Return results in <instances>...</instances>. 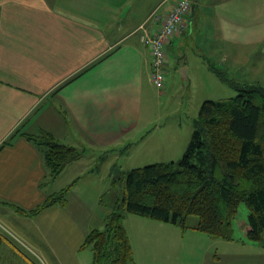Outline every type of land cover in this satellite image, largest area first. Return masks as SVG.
<instances>
[{
    "label": "crops",
    "instance_id": "crops-1",
    "mask_svg": "<svg viewBox=\"0 0 264 264\" xmlns=\"http://www.w3.org/2000/svg\"><path fill=\"white\" fill-rule=\"evenodd\" d=\"M168 1L0 0V230L8 237L1 244L0 264H92L91 252H85L89 249L80 248L93 230L80 222L87 211L94 213L78 199L84 188L74 187L75 207L67 200L34 217L16 211L32 210L57 191L45 187L57 178H47L40 150L24 136L46 132L81 150L68 167L85 160L87 165L97 162L94 171L88 169L97 177L111 167L119 168L120 175L127 172L122 159L128 162L133 151L146 153L147 141L157 131L146 125L155 91L152 57L139 41L138 28L155 12L147 24L149 33H155L175 0ZM197 7L198 0H192L187 26L167 49L186 35H201ZM246 29L249 47L264 45L263 27ZM241 30L236 25L226 32L220 24L212 34L239 49L243 43L234 38ZM183 62L189 74L190 66ZM180 151L136 165L173 161ZM123 225L132 264H264V247L236 232L227 241L132 215L124 217Z\"/></svg>",
    "mask_w": 264,
    "mask_h": 264
},
{
    "label": "trees",
    "instance_id": "trees-1",
    "mask_svg": "<svg viewBox=\"0 0 264 264\" xmlns=\"http://www.w3.org/2000/svg\"><path fill=\"white\" fill-rule=\"evenodd\" d=\"M210 69L237 94L201 104L180 159L123 172L122 193L107 205L103 228L91 230L81 244L90 250L92 264L133 263L123 225L126 215L231 241L232 219L244 204L249 213L238 227L248 243L264 247V89L238 85L212 65ZM24 137L40 150L50 181L82 156L81 150L58 142L50 133ZM69 189L48 194L32 210L15 209L34 217L55 205L64 206ZM190 217L196 218L195 224L188 223ZM4 239L8 237L0 230V259Z\"/></svg>",
    "mask_w": 264,
    "mask_h": 264
},
{
    "label": "rangeland",
    "instance_id": "rangeland-1",
    "mask_svg": "<svg viewBox=\"0 0 264 264\" xmlns=\"http://www.w3.org/2000/svg\"><path fill=\"white\" fill-rule=\"evenodd\" d=\"M143 1L152 2L154 0ZM171 1L173 0H169L168 4ZM94 2H102V0H94ZM197 9L201 16L197 31L201 35L194 38L195 32L191 38L188 39L186 35L175 41L169 49L165 47L164 83L161 89L154 86L153 109L146 123L150 131L156 128L157 131L153 134L149 133L152 135L147 141L146 153L143 154L142 151L135 154L136 151H133L134 156L128 158V162L126 159H122L123 170L149 165H136L138 163L136 161L152 159L158 162L162 160V156L174 157L185 141L186 144L180 151L181 153L177 154L173 160L177 161L190 140L193 129L192 122L198 116L201 104L205 100H222L237 94L232 87L211 71V65L238 85H256L264 89V53L259 52L264 45L259 48L255 47L253 50L248 46L249 37H244L249 30L246 28H250L251 24H253V28H264V0H198ZM218 18H220V23L217 22ZM230 19H233L234 22H230ZM220 24H222L223 31L226 32L236 25L244 29L240 31L238 38H234L243 43L239 45V49L234 48L235 43H226L212 34ZM215 49L218 50L215 51ZM235 49L238 54L235 53ZM240 52L246 53L243 59H239ZM180 61H184L183 64L187 63L190 66L189 74L188 67L182 66ZM181 67L187 69L186 79H183L179 72ZM97 167L96 161L89 165L85 160L77 162L76 165L67 166L55 182L45 183V187L48 189L56 187L57 191L70 186L67 200L68 203L70 202L68 206L72 207L78 205L76 200L78 197L74 195L73 191L74 187L84 188V195H78V199L84 200L90 208L93 207L92 212L94 213L87 211L88 214L80 218V222L86 221L91 225V229L103 228L107 205L116 196L121 195V189L125 183L124 173L122 179L117 178V181H114L110 175V170L108 171L110 176L108 174L101 177H97L96 174L91 175L88 169L94 171ZM86 170L87 172L82 175ZM248 213L247 207L241 204L236 216L232 219L233 232H236L238 236L245 237L238 227V222L246 221ZM188 223L195 224L196 218L190 217ZM2 230L16 239L8 229L2 228ZM20 242L28 248L24 242L21 240ZM85 252L90 253L89 250ZM33 261L38 263L37 259Z\"/></svg>",
    "mask_w": 264,
    "mask_h": 264
},
{
    "label": "built area",
    "instance_id": "built-area-1",
    "mask_svg": "<svg viewBox=\"0 0 264 264\" xmlns=\"http://www.w3.org/2000/svg\"><path fill=\"white\" fill-rule=\"evenodd\" d=\"M192 0H175L164 20L155 33L150 34L147 24L152 17L147 18L138 28L139 41L149 49L152 57L150 81L158 89L164 83L165 47L171 38L180 34L187 26L185 17L191 11Z\"/></svg>",
    "mask_w": 264,
    "mask_h": 264
},
{
    "label": "water",
    "instance_id": "water-1",
    "mask_svg": "<svg viewBox=\"0 0 264 264\" xmlns=\"http://www.w3.org/2000/svg\"><path fill=\"white\" fill-rule=\"evenodd\" d=\"M179 72L182 76H185L187 78V76H186L187 75V69L185 67L181 68ZM110 175H112L113 179L119 178L120 177V169L111 167L110 168Z\"/></svg>",
    "mask_w": 264,
    "mask_h": 264
}]
</instances>
